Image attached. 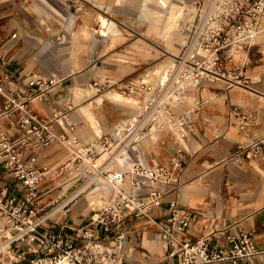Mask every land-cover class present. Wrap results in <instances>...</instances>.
I'll return each instance as SVG.
<instances>
[{
  "label": "crops",
  "instance_id": "crops-1",
  "mask_svg": "<svg viewBox=\"0 0 264 264\" xmlns=\"http://www.w3.org/2000/svg\"><path fill=\"white\" fill-rule=\"evenodd\" d=\"M4 2L5 0H0V13ZM20 13L19 19L11 29L12 35L6 29L7 24H2L0 21V30H2L0 55L3 57L0 60V77H5V74L9 73L8 88L18 97H22L27 91L29 78L56 76L61 81L60 84L54 86L45 98L33 99L29 103L30 110L40 118L56 120L58 133L64 132V123L68 122L72 123L70 129L66 127L70 138L79 134L82 140L94 142L96 137L98 139V131L94 128L91 119L81 115L75 117L82 109L80 107L90 104L92 100L88 99L87 102L82 101L74 105V89L82 86L83 95H91L93 91L85 86H90L93 81L129 82L137 77L135 70L128 71L130 70L128 64L114 60L113 55L120 53L115 52L118 47L108 50L110 43L106 38L112 37V47L118 44L115 42V37L120 35L119 28L111 33L112 26H109V19L104 17L98 22V28L93 30L87 24L81 25L75 31L78 39L70 42L73 43L71 47L62 43L64 46L55 49V47L51 48L49 43L58 40L57 38L64 34L65 27L51 20L42 24L34 14L27 15L24 11ZM68 29L71 31L70 26ZM14 34L16 37L13 38ZM127 43L124 42L120 47ZM129 46L127 44L128 48ZM127 50L134 56L145 58L157 56L147 44L142 45L141 42H135L131 49ZM181 51L182 49L170 55H178ZM255 51L256 47L251 52L250 67L253 64ZM48 55L47 62L50 61L51 64L49 67L48 65L44 67L47 60L45 57ZM163 60L151 67L154 69L156 66H161L156 71L150 70L147 78L152 77V81L156 82L160 79L162 71L157 72L164 66ZM170 65L172 64L170 63L166 69ZM256 74H248L251 89H228L224 83L218 81L204 82L200 89H190L188 91L190 103L184 101L172 109L176 116L192 112L194 129L183 139L184 143L169 127H165L158 135H152L142 142L145 162H158L170 166L175 157L181 156L184 167L175 174L170 184L162 187L164 198L161 205L154 208L148 216L130 218L127 221L126 228L129 235L126 246L129 255L125 264H177L176 257L169 255L170 248L162 240L160 232V223L168 214L170 203L174 200L193 215L191 228L185 235L187 238L197 240L213 234L216 243L224 245L229 235H239L243 231L251 232L261 252L251 259V264H264V152L258 158L243 157L239 161L233 158L238 146L264 141V71ZM110 95V93L106 94V99L98 113L103 135L114 132L118 127L117 124L129 116L114 103L125 104L112 99ZM200 98L203 99L200 101ZM107 99L114 103L106 101ZM127 107L138 106L127 105ZM235 107L243 113L253 114L256 118V122L246 131L239 129L238 119L232 116ZM77 139L81 141L80 138ZM67 150L69 151L67 146L57 142L50 145L41 152L39 166L59 164L68 154L69 157L71 156L70 151L68 153ZM138 150L141 156L140 148ZM61 167L53 166L51 169L55 168L58 171ZM6 175L9 176V173ZM0 179L3 185L8 184L12 187L15 183L6 176ZM53 187L59 185L52 184L49 188ZM99 189L93 188L85 194L90 195ZM84 204L80 197L67 213L60 215L55 221L52 219L48 223V228L54 232L72 235L74 230L85 225L90 219L91 212L86 213L79 209ZM80 214L85 215L81 220L78 219Z\"/></svg>",
  "mask_w": 264,
  "mask_h": 264
},
{
  "label": "built area",
  "instance_id": "built-area-1",
  "mask_svg": "<svg viewBox=\"0 0 264 264\" xmlns=\"http://www.w3.org/2000/svg\"><path fill=\"white\" fill-rule=\"evenodd\" d=\"M195 4L194 24L181 53L175 57L176 66L168 81L155 87L142 84L141 89H148L151 98L163 95L161 100L152 98L153 104L159 102L156 110L165 104L172 125L164 127L177 132L182 139L193 132V115L189 111L176 116L172 109L184 101L178 99L174 103L172 95H184L190 88L198 89L204 82L217 81L228 89H251L248 75L251 52L256 47L258 35L264 30V0H199ZM2 58L0 55V60ZM189 74H192L191 85L178 88V78ZM9 76L6 73L5 77H0V168L9 173L18 190L10 194L12 187L3 185L0 179V221L4 222L0 232L13 234L11 249L15 246L18 250L17 259L12 264H61L63 261L69 264H125L129 252L125 247L129 235L127 221L148 216L161 205L164 198L162 187L170 184L184 167L183 158L175 157L170 166L148 163L140 159L136 149L134 156L125 158L123 170L106 172L101 169V175L105 176L113 192L111 199L101 208L92 210L89 221L74 230L72 235L54 232L47 223L53 215L51 211L43 213L45 207L41 206L42 198L51 192V189L43 191L41 188L49 167H40L39 157L45 148L56 142L76 151L81 143L68 136L66 127L70 129L72 123L66 122L64 132L58 133L56 120L40 118L29 108L33 99L45 98L54 86L60 84L56 76L29 78L27 91L22 97L8 88ZM90 86L97 93L109 89L130 94L140 92L130 82L93 81ZM153 104L149 105L150 109ZM232 116L238 119L241 131L256 122L253 114L243 113L237 107L233 108ZM102 138L105 146L111 147L114 143L112 135ZM125 139L129 140V136ZM128 147L129 154L134 147ZM94 149L93 146L87 148L91 160H95ZM263 152L264 141L252 142L238 146L233 158L237 161L243 157L258 158ZM73 154L78 162L82 160L76 152ZM81 172L82 169L72 180L80 178ZM192 216L191 211L174 200L160 223L161 238L170 248L169 255L176 257L177 264H251V259L261 254L251 232L229 235L224 245L216 243L213 234L197 240L187 238L185 235L191 228ZM23 244L27 250H23Z\"/></svg>",
  "mask_w": 264,
  "mask_h": 264
},
{
  "label": "rangeland",
  "instance_id": "rangeland-1",
  "mask_svg": "<svg viewBox=\"0 0 264 264\" xmlns=\"http://www.w3.org/2000/svg\"><path fill=\"white\" fill-rule=\"evenodd\" d=\"M158 0H156L157 2ZM160 1V0H159ZM184 0H163L162 3H160V8L161 9H167L168 7V13L165 15V17H159L157 14L156 15H151L149 16L147 13H145V7L144 3L145 0H5L3 3V10L0 13V21L2 24H7L6 29L9 30L8 32L12 35L13 32H11V29L14 27V23L16 20L19 19V15H21V11H24L25 14L27 15H32L39 18V22L44 24L47 21H54L56 24H59L61 26L65 27L64 34H61L58 40L56 41H50L49 45L51 48L55 47H61L64 43L65 46L68 45V47H71L70 42L76 41L78 38L76 36L75 31H77L81 25L87 24L89 27L93 29L98 28V22L100 21L101 18L105 17L107 19H111L114 21V24L112 26V29L110 30L111 33H114L116 30H120V35L118 37H115V42L118 43L115 46H111L112 44V37L108 36L103 37L106 38V40L110 43L109 48L110 49H115L118 47L119 49H115L116 51H119L120 53H116L113 55V58L115 61L118 63H125L129 65V72L134 71L135 75H137L136 78L131 79L129 82H131L136 89H140L139 93L136 94H130L128 92H123L119 91L117 89H109L103 93H97L96 90H94L91 86L86 85L85 87H88L93 93L91 95H83L84 94V89L82 86H77L74 89V96L75 100L74 105L77 103H81L82 101L87 102L88 99L92 100L90 104L81 106V110H79V113L75 115V117L81 115L83 117H86L87 119H91L92 124H94V128L97 129L98 131V137H103V133L101 132V125L100 122L98 121V113L99 109L101 107V104L103 101L106 99L105 96L106 94L110 93L111 98L117 100L118 102H121L125 105H119L117 103L111 102L108 99L106 101H109L111 103H114L116 107L119 109L123 110L125 115L128 114L129 116L127 118H124L123 120L120 121V125L124 123L126 120L133 118L134 114L137 113V110L141 109V106H146V105H151V93L147 89H142V84H147L148 86H153L155 87L157 82L152 81L151 78H147V75L150 70H152L155 64L158 62L162 61L164 64H170L172 63V59H170L171 55L170 53H178L185 43L188 40L189 33L187 31V27L190 22L191 14L194 11V1L195 0H186L184 8L177 13V20H174V17L172 16V10L174 11L173 6H178L182 5L180 2ZM199 0H196L198 2ZM172 7V8H170ZM193 10V11H192ZM144 12V13H143ZM102 15V16H100ZM147 15V16H146ZM172 17V18H171ZM118 27H117V25ZM70 26L71 31H69L68 27ZM117 27V29H116ZM2 31V30H0ZM7 32V34H8ZM95 32V31H93ZM2 33V32H1ZM6 34V33H4ZM163 34H167V40L164 39ZM10 35V36H11ZM73 35V36H72ZM3 37V36H2ZM72 41V42H73ZM88 42V40H86ZM124 42H128L129 48L127 47V44L123 47H120ZM135 42H141L142 45L149 46L151 50L153 51L154 54H157V56H152L145 58L143 56H134L130 55L128 53L127 49H131V46ZM63 43V44H62ZM63 45V46H64ZM137 49H141L140 47H136ZM123 49V51H122ZM169 50V51H168ZM46 63L44 67H46L51 62H47L49 59V55L45 57ZM53 66V63H52ZM171 66V65H170ZM170 66L168 68H170ZM161 66H156L155 69L152 71H156L157 68H160ZM150 68V69H149ZM255 71V72H254ZM259 71H264V43H260L257 40L256 43V51L253 56V64L251 65L248 74H254L257 75ZM157 74V73H156ZM155 80V79H154ZM125 83L128 81L124 80ZM191 89V88H190ZM201 92V91H200ZM158 91L155 92V95H157ZM188 94L185 93L184 95ZM175 102V97H172ZM203 98H200V101ZM87 100V101H86ZM193 101H195L193 99ZM86 104V103H85ZM129 106H138L137 108H130L127 107ZM143 107V108H144ZM165 104L162 105V109H164ZM144 110V109H143ZM161 110V109H159ZM158 110H156L154 113H156ZM140 117V116H139ZM144 117V114L141 116V118ZM137 121V120H136ZM65 124V123H64ZM116 125V126H117ZM64 126V125H63ZM159 124L153 128L154 131H152L153 136L158 135L160 132H156ZM116 128V127H115ZM117 129H114V132L108 135H112L114 137V143L112 144L111 147L103 145V138L101 139H95V141H99V144L103 149H106L104 154H108L109 151H111V154L109 153L107 156L100 155L99 154V149L98 147H95V160L99 159L100 157H103L99 162L98 165H102L106 162V160L117 152V150L120 148V146L117 147V144L120 142V140L115 137V132ZM177 135V134H176ZM74 137L77 138H82L81 135L75 134L73 135ZM124 141L125 139V135ZM149 136H147L148 138ZM73 138V137H72ZM121 139V138H120ZM81 145L80 147L82 148H88L91 146L93 142H87L85 140L81 139ZM142 146L140 147L141 151V156L140 159L144 160L143 156V146L144 143L141 144ZM132 147V146H131ZM130 146L128 148H131ZM66 149V148H64ZM68 151V150H67ZM69 153V151H68ZM133 154V152H131ZM135 154H133L134 156ZM76 156V155H72ZM69 158V154L67 155V158L63 159L59 164H46L49 169L52 168L53 166L55 167H60L63 165L66 166L68 163H72L71 168L69 170H65L63 174H56L58 171L57 169H52V174L54 177L52 178H47L44 179L41 182V188L43 191L49 190L50 185L56 184V185H61L65 182H67L69 179L73 178L75 174H77L81 169H83L82 165V160L78 162V159L76 160L73 157ZM70 161H67L69 160ZM75 159V160H74ZM120 160V157L117 158ZM67 161V163H65ZM74 161H77L74 163ZM86 166L92 171L93 169L92 164H90L89 161H86ZM116 164H113L110 166V169H115ZM107 171V170H106ZM6 174L7 171L3 168H0V178L6 176V178L12 180V177L9 175L7 176ZM102 181H105L104 177H101ZM85 180H82L81 183H83ZM16 182L13 184L12 188L10 189V194H14L18 188L15 187ZM66 186L63 188H58L54 191H51L50 193L46 194L42 198V203L41 206L45 207V210L43 213L47 212L49 213L52 208H54L57 204H59L62 199H59L60 193L65 190ZM82 194V199L83 203H85L80 211L90 213L92 214V205L97 204L99 202V195H100V190L97 192H93L92 194ZM78 201V200H77ZM73 203H70L69 206L65 207V209H61L59 214L56 218L53 217L54 221L60 217V215L64 214L66 210H70V207H72ZM85 215L80 214L78 219L84 218ZM51 220L47 221L49 223ZM53 225V222H52ZM1 234H0V239H1ZM4 242V241H3ZM2 242V243H3ZM26 244H23V250H27L28 248L25 246ZM11 249L14 253L15 256H17V248L13 246ZM7 250L2 249L0 251V260L4 259V256L6 254ZM32 256L31 254H29ZM129 255V252H128ZM29 257V256H28Z\"/></svg>",
  "mask_w": 264,
  "mask_h": 264
},
{
  "label": "bare ground",
  "instance_id": "bare-ground-1",
  "mask_svg": "<svg viewBox=\"0 0 264 264\" xmlns=\"http://www.w3.org/2000/svg\"><path fill=\"white\" fill-rule=\"evenodd\" d=\"M162 1L163 0H160V1L158 0L157 2H156V0H145V3H144L145 13H147L149 16L157 14L159 17L160 16L165 17V15L168 13L167 11H168L169 7L167 9L166 8L161 9L160 3H158V2L162 3ZM185 1L186 0L180 2L182 5H178L176 7L173 6L174 11L172 10V16L174 17V20L178 19L177 13L184 8ZM195 3H196V0L194 1V11L192 10L193 13L191 14L190 22H189V25L187 27L188 33L190 32V29H191L192 25L194 24L196 14H197V7H196ZM170 8H172V7H170ZM100 16H102V15H100ZM108 21H109L108 22L109 26L110 27L113 26L114 22L110 19ZM108 31H109V28H108ZM104 32H102L103 35H104ZM163 36H164V39L167 40V34H163ZM257 40L260 43H264V30L260 32ZM178 55H172L171 54L170 59H172V63H171L172 65L170 66V68L166 69V67L169 65L168 63L167 64L162 63L164 66L161 69H159V71L157 72V73H159L160 71H162V73H163V74L162 73L160 74L161 76H159L160 79H158V81H159L158 83H161L162 81H164V83H166L168 81V77H169L170 73L172 72L173 69H175V66H176L175 65V63H176L175 57H177ZM179 69L180 68H178V71H179ZM191 82H192V74H189L186 76H180L177 80L176 86H178V88L186 87L188 85H191ZM172 83H173V81L170 82V84H172ZM150 87H153V86L151 85ZM199 89H200V87H199ZM162 96L160 98L155 97L153 99L161 100ZM172 96L175 97V102H177L178 99H181L182 101H186V102L190 103L188 101V98H189L188 94H186V95L173 94ZM151 104H153V100L151 101ZM158 107H159V102L156 103V101L153 104V106H151V109L149 108V105H146L144 108L142 107L137 112L136 116L131 121H129L125 124L118 125V127L116 128L117 132H115L114 135H115V137H117L118 140H120V142L117 144V147L120 146V148L117 150V152H115V154L113 156L110 155V157L102 165H98V162L104 156H107L109 153L111 154V151H109L108 154H104L106 149H103L101 147V145L99 144V141H94L91 144V146H93V147L94 146L98 147L99 154L103 155V157H100L97 160H91V158H89V156L87 155V148L80 147V149H78L79 151H76L72 147L70 148L69 146H67L69 148L71 156L73 155V153L76 152L78 154V156L82 157V165L81 166L83 167V169H82L80 178H77L75 180H72L73 178H71L67 182L61 184L59 187L50 188L51 191H54L60 187L64 188L66 186L65 190H63L59 196V199H62V201L50 210L51 215H54L53 217L56 218L59 214H61V213H59V212H61L60 211L61 209L69 206L70 203L74 204L75 202H77V200L80 199L82 194H84L88 191H91L93 188H100L99 189L100 195L98 198L99 202H97V204H95V205H92L93 206L92 210H97V209L101 208L107 201H109L111 199L112 194H113L111 188L108 186L107 182L100 180L101 177L105 178L104 175H101V169H104L105 171L107 170L106 172H115V171L123 170L124 166H125V158H127L128 156H133V154H135V150L140 148L141 143L147 139V136L151 137L153 135L152 131H154L153 128L155 127V125L157 126L159 124L158 128L156 129L157 130L156 132H158V131L160 132L162 129H164L165 125H169V126L172 125L171 117L166 113V112H168L167 109H161V110L157 109L158 111L156 113H154L156 111V108H158ZM130 108H132V107H130ZM143 114H144V117L141 118V116ZM175 134H177V132H175ZM124 135L129 136V140L124 141L123 140ZM177 136H178V139L182 143H184L183 139L180 138L178 134H177ZM101 138L102 137H98V139H101ZM128 146L134 147L131 149L129 154L127 153V147ZM131 152H133V154H131ZM72 157L75 158L74 156H72ZM118 157H120V160L117 159ZM67 161L65 163H67ZM86 161H89L90 164H92L93 169H95L94 171L90 170L88 168V166H86ZM72 163H68L65 167H63L64 169H63L62 174L64 173L65 170H67L68 168H71ZM113 164H116V168L110 169V166ZM60 170H61V168L58 170V172L56 174L60 173ZM52 171L53 170L50 168L49 171L46 173L47 178L54 177L53 175H51ZM82 180H85V181L83 183H81ZM105 180H106V178H105ZM3 227H4V222L0 221V229L1 228L3 229ZM0 234L2 237L0 239V251L2 249H5V248L7 250V252L4 256V259L0 260V264H12L17 259V256H15L13 251L11 250V240L13 239V234L9 231H2V232H0ZM125 247H127V246H125ZM61 264H69V263L67 261H63Z\"/></svg>",
  "mask_w": 264,
  "mask_h": 264
},
{
  "label": "water",
  "instance_id": "water-1",
  "mask_svg": "<svg viewBox=\"0 0 264 264\" xmlns=\"http://www.w3.org/2000/svg\"><path fill=\"white\" fill-rule=\"evenodd\" d=\"M162 84H164V81H162Z\"/></svg>",
  "mask_w": 264,
  "mask_h": 264
}]
</instances>
